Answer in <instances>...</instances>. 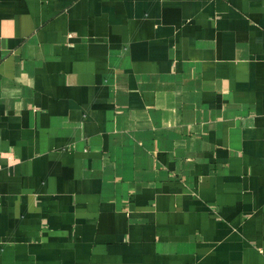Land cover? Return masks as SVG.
Wrapping results in <instances>:
<instances>
[{"label": "crops", "instance_id": "0c3cea01", "mask_svg": "<svg viewBox=\"0 0 264 264\" xmlns=\"http://www.w3.org/2000/svg\"><path fill=\"white\" fill-rule=\"evenodd\" d=\"M0 264H264V0H0Z\"/></svg>", "mask_w": 264, "mask_h": 264}]
</instances>
